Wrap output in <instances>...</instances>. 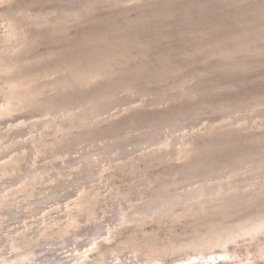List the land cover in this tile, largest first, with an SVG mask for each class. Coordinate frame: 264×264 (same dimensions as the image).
Returning a JSON list of instances; mask_svg holds the SVG:
<instances>
[{
    "label": "rangeland",
    "instance_id": "374dc122",
    "mask_svg": "<svg viewBox=\"0 0 264 264\" xmlns=\"http://www.w3.org/2000/svg\"><path fill=\"white\" fill-rule=\"evenodd\" d=\"M95 47L113 64L77 79ZM121 78L129 100L101 110ZM0 97V264H39L42 244L62 264H264V0H0ZM202 108L230 110L175 149H94Z\"/></svg>",
    "mask_w": 264,
    "mask_h": 264
},
{
    "label": "bare ground",
    "instance_id": "6f19581e",
    "mask_svg": "<svg viewBox=\"0 0 264 264\" xmlns=\"http://www.w3.org/2000/svg\"><path fill=\"white\" fill-rule=\"evenodd\" d=\"M133 38L134 36L132 37V39H130V37L129 38H125V37L119 38L116 43V44H122V49H119V50L122 51L124 49L123 46L126 47L127 45H129V40L132 43ZM114 53H116V50L114 48H110V49L105 48L104 50H99L97 47L93 48L92 50H90V54L94 55L93 57H91V60L96 58L97 63H92L91 65L87 66L83 71L82 70L76 71L77 73H74L76 74V78L84 80V78H87L88 76H92L95 73L101 72L100 70L102 69L103 71L108 70V68L111 67V65L113 64ZM170 69L171 68L168 67V70ZM127 83L128 81H126V79L121 78L117 84L113 85L112 89L107 90L102 93V95L99 98L101 110L110 111L116 105H118L119 108H122L123 104L126 103L129 99L128 97L122 98L120 95V91L126 88ZM128 85L130 84L128 83ZM254 103H256L255 100L250 101V102L248 101V102L238 105L237 107L252 106L254 105ZM229 110H230L229 108L226 110L225 109L214 110L210 108H202L197 111L190 112V113H179L178 115L168 118L165 124L160 126V129H156L153 132H148V131L143 132L141 133V135L142 134L143 135L140 137L131 138L130 135H128L126 131H123L122 129L118 131H111L108 133L109 134L108 136H111L114 138L112 142L108 143V145L104 148H102L103 147L102 145H97L96 147H94V149H101L98 152H104L106 157L111 156L112 151L116 150L117 148H119V153H121L122 155H127L134 150L141 149L145 146H149L153 144L158 145L160 143L172 142L173 148L175 149L176 147H178L176 146V144H177V141L180 140V134L182 133L184 129L186 128L192 129L194 127H197L201 123H203L205 120H208L210 122L216 121L217 119H220L221 117H223V115L226 114ZM167 125L168 127H166ZM166 130L170 131V136L174 140H169L170 138L167 137L166 132H165ZM94 154L95 152L93 153L92 151L89 152L87 148L79 152V156H81L84 164L86 165V171L83 175L84 177L83 181H89L96 177V175L93 174L94 172L91 170L94 167H96L101 157H95L93 156ZM227 167L230 168L231 165L230 166L228 165ZM29 170H31V168L29 169V166H28V169H26V171H29ZM96 172L99 173V170L96 169ZM212 172H213L212 173L213 176H218V175L223 174L220 171L219 172L212 171ZM199 177L200 176H196L195 174L190 175L189 177L185 178V182L182 183L181 185L192 184ZM235 179H236L234 183L235 185H244L247 183L243 180L244 176L242 175L235 176ZM227 185H230V184L227 183ZM58 188L59 187L54 188L52 190V193H50V195L46 199H51L53 197L54 198L59 197L63 192L61 193V191L58 190ZM117 218H119V216L115 215L111 219L116 220ZM98 231L100 232L101 230L98 229L97 226L93 225V228L89 230H84V233L79 232V239H81L82 237L90 238L93 235H96ZM73 241L75 240H71L68 244H73L74 243ZM77 245L81 246L83 245V243H80L79 241H77ZM38 247H39L38 249L40 250V255L42 253L43 254L45 253L47 255L46 258H44L41 255L42 258H39L41 259V261H39V264H62L61 262L64 260V258L62 260L61 256L56 251V247H59V246L46 247L45 244H42ZM105 258H106L107 263L111 264L112 263L111 258H113V254L109 252V254H107ZM146 263H147L146 259L145 260L137 259L135 256H132L128 253H125V255L123 256L121 260V264H146Z\"/></svg>",
    "mask_w": 264,
    "mask_h": 264
}]
</instances>
